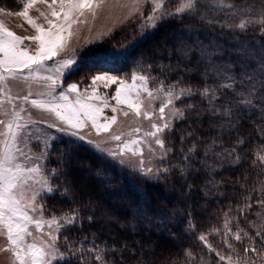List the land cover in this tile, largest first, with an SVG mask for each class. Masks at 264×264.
Segmentation results:
<instances>
[{
  "label": "trees",
  "instance_id": "obj_1",
  "mask_svg": "<svg viewBox=\"0 0 264 264\" xmlns=\"http://www.w3.org/2000/svg\"><path fill=\"white\" fill-rule=\"evenodd\" d=\"M221 1L218 6L213 0H197L195 13L163 19L120 62L104 53L89 58L91 69L123 71L140 57L138 65H145L151 85H182L196 94L178 103L189 118L176 120L166 135L170 153L157 179L117 166L73 138L53 143L45 162L53 188L44 197L45 212L76 217L59 234L67 256L55 264H233L238 257L245 264H264V206L259 203L264 201V161L259 159L264 156V76L259 71L264 33L238 27L250 18L264 19V0ZM22 2L0 0V5L16 10ZM136 23L129 21L92 47L103 51L117 39L128 41ZM164 42L167 47L161 48ZM179 43L186 46L183 55L176 50ZM239 43L257 51L239 53ZM225 69L234 78L228 83L217 74ZM247 75L254 76L258 90L252 96ZM228 84L232 88L222 87ZM205 88L209 92L202 97ZM237 93L252 104L245 106ZM210 107L220 113L230 109L232 115L213 114ZM226 220L231 235L225 244ZM236 234L241 241L232 238ZM250 246L256 252L244 251ZM217 253L226 259L221 261Z\"/></svg>",
  "mask_w": 264,
  "mask_h": 264
},
{
  "label": "rangeland",
  "instance_id": "obj_2",
  "mask_svg": "<svg viewBox=\"0 0 264 264\" xmlns=\"http://www.w3.org/2000/svg\"><path fill=\"white\" fill-rule=\"evenodd\" d=\"M26 2L27 0H23L21 6L16 10L0 5V22L20 37H32L38 34L36 29L28 24L24 17L17 15V13L23 10V4ZM50 2L51 0H49V3ZM181 3L182 0H162V4L161 0H95L94 6L91 9H84L83 15H79L78 13L74 15V18L77 19L78 22L72 25L70 36L65 33L67 39L63 49L58 51L57 56L53 57L51 60H45L43 66L35 68L34 76L38 78L28 77V70L25 69L20 76L16 78L9 77L6 78L5 81L0 82V89H3V92H0V120L7 122L14 118V111L20 112V118L18 120V123L22 125L20 147L23 148L28 157L27 159L25 157H20V162L27 167L39 165L43 176L47 178L48 185L52 188L50 179L45 172V162L48 157L49 149L57 140L70 137L76 141L85 143L88 147L103 155L117 166L122 165L130 171L138 173L149 180L159 178L160 173L164 170L162 163L168 159L170 153L165 143V137L170 130L165 129L163 132L158 133L157 136H150L147 135V133L153 131V124L162 126L166 121L171 120L173 127L176 122V120L170 117L173 105H169L165 108L164 119H161L159 107L164 100V96L162 92H157L156 89L160 88L162 84L159 83L153 86L148 80L147 87L153 91V95L149 97L146 93L141 91L140 101L142 105L140 115L137 116L135 111L129 108L128 105H118L116 100L112 98L115 95L116 88L119 86L118 84L106 86V81L97 80L95 85H93L92 78L97 75L115 76L118 80H125L129 84L132 83V73L150 78V75L147 73L148 71L145 69V65H138L139 61L137 60H139L140 57L133 62L134 64L132 67H128L123 71L105 69L94 70L91 69L93 64L88 61L91 56L97 53H104L112 55L117 59V62H120L128 49L136 45L137 42L145 38L146 35L153 33L154 29L161 22L160 20H156V27H150L153 21H149L148 17L153 13L154 4H161L155 15L159 17L169 14L165 16V18H167L171 15L182 14L176 12V9ZM213 3L220 6L222 1L213 0ZM53 7L56 11H60L59 5H53ZM51 11L52 9L48 7V4L42 2V0H37V2L28 9V14L37 24L41 25L44 29H48L50 25L47 23V20L57 19L51 15ZM41 13H44V15H41ZM144 14H146V16L140 18V16ZM134 19H137V23L128 41L122 42L120 39H117L115 43L110 45L111 47H103V51L94 50L92 45L100 42L118 27ZM261 20L260 18H250L246 20V28H254L255 30L258 28L259 32L264 33V23H262ZM185 30L186 29L183 31L185 32ZM165 43L166 42L161 43L160 47H167ZM238 45V52H245V55H250L251 52L257 51L256 47L251 48L244 43H239ZM37 46L38 42L27 39H25L21 45V47L27 48L29 53L33 55L35 54ZM193 48L198 49V46L195 45ZM176 50L179 55H183L184 51H186V46L183 43H179ZM157 54L160 55V51H157ZM68 59L75 60V64L71 69L68 71L62 69L58 70L60 69V61ZM217 74L226 83L230 82V77H232L226 69L218 71ZM23 77L28 78L24 79ZM43 77H52L56 83L52 84V81L42 79ZM157 82L161 81L157 79ZM70 84H76L78 90L76 93L69 94L70 100L75 101L79 94L85 97V103L94 104L102 109V112L98 116L99 123L103 124L105 118L116 115V123L111 125L109 131L97 134L91 121H86V126L82 129H72L58 120L54 114L31 105L30 100L32 99H49L46 95H40L41 93L52 92L54 95L58 96L61 91H68V85ZM163 87L165 90L169 88ZM186 88L190 87L180 85L174 87V91L179 93L182 89ZM93 92H97L100 97L106 98L109 106L104 107V102L101 99H87V97L92 96ZM29 94L31 95L28 102L20 99V97ZM134 95L135 94H133V97ZM182 98L183 97L174 101V106L176 108H180L178 103ZM13 105L15 108H13ZM113 107L117 108L116 113L112 112ZM125 112L128 113L127 116L124 115ZM145 112L152 114L150 119L145 118ZM137 128L140 129L139 132L133 131ZM3 130V125H0V131ZM114 135H121V140L116 141L111 139ZM2 138L3 137H0V139ZM157 138L164 140L163 148L156 144L155 141ZM132 140H138L139 143L129 144V148L133 150H142V154L139 151H137L136 155H133L131 151H126L123 154L120 152L118 145L123 144L125 141ZM113 152L115 156L112 155ZM40 179V176L34 174L33 180L29 183L33 190L40 193L35 203L38 206H43V218L45 220H50L53 217L57 219L62 218L60 216H50L46 214L44 197L50 195L52 192L42 191ZM30 195L31 192H29V196ZM33 215L39 217L41 213L38 211L33 213ZM61 223L63 224L64 221L62 220ZM68 226L70 225L65 226L63 229ZM30 231L32 232V236L26 238L28 243L32 242L33 237L41 236V233L36 230L35 226H30ZM49 231H52L53 234L58 237L56 241L57 254H63L66 258L67 254L60 248L59 234L61 231L56 233L55 227L49 229V227L45 225L43 228L44 240H48L49 237L47 234ZM10 247L6 234L0 232V264H19V262L14 259L12 252L6 250L10 249ZM60 261L62 260L53 261L52 264ZM233 264H237V262ZM238 264H245V262L240 261Z\"/></svg>",
  "mask_w": 264,
  "mask_h": 264
},
{
  "label": "snow or ice",
  "instance_id": "obj_3",
  "mask_svg": "<svg viewBox=\"0 0 264 264\" xmlns=\"http://www.w3.org/2000/svg\"><path fill=\"white\" fill-rule=\"evenodd\" d=\"M37 0H27L23 4V10L17 13V15L24 17L28 24L36 29L37 35L32 37H20L13 31L6 28L2 22H0V82L5 81L6 78H16L20 76L23 71L28 70V77L38 78L34 76L35 68L43 66L45 60H51L57 56L58 51L62 50L67 39L65 33L68 36L71 35L72 25L77 23L78 20L74 18L75 14L83 15L84 9H91L94 6L95 0H42V2L48 4V7L52 9L51 15L56 17V20H47L50 25L48 29H44L41 25L37 24L28 14V9L34 5ZM197 0H182L181 5L176 9L177 13L192 12L196 11ZM162 4V0H161ZM161 4H154L153 13L148 17L149 21H153L150 27H156V20L163 21V16L157 17L156 11L159 9ZM53 5H59L60 11H56ZM44 15V13H41ZM47 19V18H46ZM59 21V22H57ZM264 23V19L261 20ZM247 26L246 22L241 21L238 25L240 29H245ZM30 40L38 42L35 54H30L27 48L21 47L24 40ZM75 64V60L68 59L60 61V69L68 71ZM35 66V67H34ZM262 76H264V65L259 69ZM28 77H23L27 79ZM250 85L248 90V96H252L254 92L258 91L254 83V76L247 75L245 77ZM42 79L52 81L55 84L56 81L52 77H43ZM230 79H234L230 77ZM97 80L106 81L107 85L119 86L116 88L115 95L112 97L116 100L117 104H126L129 108L133 109L137 116L140 115V109L142 102L140 101V93L143 91L149 97L153 95V91L147 87L149 77L144 75H138L136 73L131 74L132 83L129 84L125 80H118L115 76L97 75L92 78V84L95 85ZM139 82V83H138ZM235 82V81H234ZM233 85H222L223 88H232ZM51 87V85H50ZM264 87V85H262ZM77 85H68V91H61L59 95H54L52 92L41 93L40 95H46L49 97L47 100H30L33 107L41 109L43 111L54 114L58 120L68 125L72 129H82L86 126V121H91L93 128L97 134L101 132H107L111 128L112 124L116 123V115L110 118H105L103 124L98 122V116L102 112V109L94 104L85 103V97L77 95L75 101L69 99L70 93H76ZM157 92H162L164 100L161 102L159 107V113L161 119H164L165 108L169 105H173L170 117L171 119L181 121L189 117L185 116V110L176 108L174 101L184 96H192L196 94V90L191 88L182 89L179 93L174 91V86H170L167 90L164 89L163 85L156 89ZM3 92V89H0ZM209 92L208 88H205L200 95L206 97ZM133 94L134 97H133ZM31 94L20 97V99L28 102ZM238 97L241 98V102L247 106L252 104V100L244 97L243 93H237ZM101 99L104 102V107H108L107 99L100 97L97 92H93L92 96L87 99ZM215 99V97H213ZM211 104V101L209 102ZM189 112L194 111L193 105L186 106ZM13 108L15 106L13 105ZM23 110V109H21ZM117 108L113 107L112 112L116 113ZM209 111L213 114L220 113L219 109L209 108ZM222 116L231 117L232 111L230 109H224ZM128 115L127 112L124 113ZM151 113L145 112V118H151ZM14 118L7 122L0 120V125H3L4 130L0 131V232L6 234V238L10 244V250L13 257L19 264H52L53 261L63 260L65 257L63 254H57V235L49 231L48 240L43 239V228L45 225L52 229L55 227L56 233H59L65 226L72 225L76 222V217H62L57 219L53 217L50 220L43 218V206H38L35 203L36 198L40 195L39 192L32 189L30 181L33 180V176H40V182L42 184V191L52 192L53 189L48 185L47 178L43 176L39 165L34 167H27L25 164L20 162V157H25L27 154L23 148L20 147V133L22 125L18 123L20 118V112H13ZM199 117H196L198 119ZM153 131L147 133L150 136H157L158 133L163 132L165 129L171 130V120L166 121L162 126L153 124ZM133 131L139 132L140 129H134ZM190 135V134H189ZM111 139L120 141L121 135H114ZM183 139V137H182ZM156 144L160 147H164V140L157 138ZM138 140L125 141L123 144L118 145L120 152L123 154L126 151H131L133 155L139 151L142 154V150H133L129 148V144H138ZM243 143V140L238 141ZM193 149L189 151H194ZM235 151V149H233ZM115 156V153H112ZM207 155V153H206ZM220 155V154H217ZM231 155V153H229ZM187 159V157H186ZM259 159L264 161V156H260ZM206 167H211L205 165ZM53 172L55 170H52ZM151 171V170H149ZM166 171V170H165ZM29 192L31 195L29 196ZM261 206H264V201H259ZM250 208L251 205H246ZM40 212L41 215L36 217L33 213ZM259 215V214H258ZM91 220V218H89ZM64 221L62 224L61 221ZM30 226H35L36 230L41 233V236L33 237L32 242H27V237L32 236ZM225 229V244L227 243L228 236L231 235V229L229 227V221L226 220L224 224ZM260 235L259 232L256 233ZM244 237L252 240L253 237H249L247 233H244ZM236 241H241L242 237L240 234H236L232 237ZM201 241H206L205 236H200ZM264 243V239L261 241ZM231 248V245H227ZM209 251L214 252L210 245H208ZM245 252H256L255 246H250L244 249ZM217 256L221 261L226 258L223 255L217 253ZM97 260H102L101 256L96 257ZM229 260L231 258H228ZM237 258V264L239 262Z\"/></svg>",
  "mask_w": 264,
  "mask_h": 264
}]
</instances>
